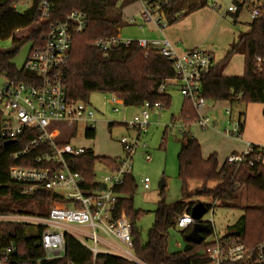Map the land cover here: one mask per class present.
Here are the masks:
<instances>
[{
	"label": "trees",
	"instance_id": "obj_1",
	"mask_svg": "<svg viewBox=\"0 0 264 264\" xmlns=\"http://www.w3.org/2000/svg\"><path fill=\"white\" fill-rule=\"evenodd\" d=\"M21 0H0V43L11 39V49L0 50V69L12 76L25 78L13 59L25 42H32V48L44 41L49 24L62 20L74 9L87 15V25L81 33L72 34L69 60L64 67L65 91L69 101H89L94 92L114 93L125 106H138L144 102L161 103L163 107L171 104V96L166 91L160 93L159 87L175 77L172 62L163 57L157 49H144L136 40L128 45L113 46L107 55L95 47L99 40L119 34L125 25L123 9L135 0H48L54 4L55 13L48 22L38 23L39 4L43 0H30V7L19 11L15 4ZM209 5V0H169L161 4L160 12L169 25L178 22L189 14ZM236 22L239 13L231 14ZM26 29L20 38L13 36L16 29ZM31 48V49H32ZM235 54L244 56V72L240 76L225 75L224 69ZM264 56V15L250 24L247 32L238 35L225 56L217 62L202 79L201 93L206 100H223L234 103H264V65L256 68V58ZM264 114V111H263ZM243 116V113H240ZM182 122L191 124L198 115L188 99L181 109ZM115 123H110L112 126ZM88 138L95 137V129L85 131ZM27 141L20 137L14 143H0V216L18 213H32L33 203L38 211L32 214L47 215L54 200L61 196L51 191L23 193L20 186L11 181L9 170L15 162L11 158L13 150ZM32 153L30 157H33ZM179 177L186 198L208 196L214 200L235 201L237 187H244L247 203L246 215L242 218L241 239L248 245L264 240V167L261 165L230 166L226 161L219 165L216 154L207 159L202 156L201 145L189 130L182 132L181 146L178 153ZM20 160V164H29ZM104 164L110 170L119 165V158L98 156L93 151H86L77 156L72 167L84 177L83 187L92 191L104 188L96 181L95 165ZM31 164V163H30ZM196 180L201 186L188 191V182ZM215 183L213 187L207 186ZM136 180L132 174L124 178L122 185L115 188L118 194L112 207V217L117 219L124 212L130 219L135 256L146 264H207V259L200 249L201 244L187 242L183 251L169 254L167 248L168 230L175 227L177 219L190 214L196 202L184 200L166 204L160 200L154 211L155 220L148 231L146 242L142 243L137 234L135 221L143 211L136 209L133 195ZM165 187V186H164ZM164 187H161L162 193ZM207 210L211 204L205 203ZM188 211V213H185ZM209 233L212 228L208 222ZM43 226L35 229L32 225L14 220H0V251L8 252L7 264H138L119 254L93 251L77 237L65 233L63 255L47 258L42 246ZM192 227L183 229L188 234ZM208 233V234H209ZM207 234L204 233V239Z\"/></svg>",
	"mask_w": 264,
	"mask_h": 264
},
{
	"label": "built area",
	"instance_id": "obj_2",
	"mask_svg": "<svg viewBox=\"0 0 264 264\" xmlns=\"http://www.w3.org/2000/svg\"><path fill=\"white\" fill-rule=\"evenodd\" d=\"M139 1L143 3V23L153 21L163 31L168 22L160 9L161 4H167L169 0ZM31 4L32 2L28 7ZM213 6L215 9L221 8L218 3ZM39 11L37 22H48L55 13L54 4L43 0L39 4ZM243 12L252 21L258 19L264 15V0H230L224 14L241 15ZM135 22L134 18L129 19V23ZM86 25V13L72 10L62 20L51 22L43 43L31 49L24 66L18 69L27 75L25 78L12 76L0 69V75L4 77L0 86V143H14L22 136L27 137V141L11 153L15 164L9 170V177L20 186L23 193L45 190L62 197L61 200L52 202L53 206L47 215L18 213L1 215L0 220L24 222L35 229L43 226L41 241L47 258L63 255L65 233L74 235L69 223H77L88 227L83 232L85 238L78 239L94 255L109 252L123 255L138 264H146L134 254L130 219L124 212L119 218L113 219L112 207L118 198L115 188L123 184L127 175L132 174V158L138 148V138L148 130L152 111L160 112L163 105L159 102H144L138 114L123 122L128 129L137 133L136 139L126 136L120 139L124 156L119 158L118 167L108 171L102 181L96 180L104 184V188L86 190L83 187L84 177L72 167V162L80 154L92 149L74 147L68 140L61 138L64 131L72 135L74 131L71 129L79 124H84L85 130L95 129L96 109L89 101H69L65 91L64 67L69 60L72 34L81 33ZM21 30L26 29H16L14 35ZM136 41L144 49H157L173 64L175 77L163 83L158 91L162 93L169 84H176L198 115L193 123L202 130L216 129V120L212 121V117L208 115L207 100L201 93L202 79L216 64L213 53L197 47L179 52L167 38ZM131 42L132 40L122 39L117 34L99 40L94 45L107 55L113 46L128 45ZM263 65L264 56H258L257 70H261ZM109 95L106 102L115 112H120L123 101L114 93ZM225 112L230 117L232 109L228 107ZM187 127L188 124L182 123L183 131ZM243 128V116L239 115L232 127L226 126L222 131L227 137L241 139ZM32 153L35 155L30 157ZM22 159L26 162L29 160V164L18 163ZM226 162L236 167L245 164L264 167V145L247 142L244 150L230 154ZM143 185L145 189L150 187L149 178L143 180ZM196 222L191 214H184L177 219L176 226L186 229ZM200 222L207 221L202 217ZM109 239L117 240L122 247ZM201 245L200 253L207 259V264H264V240L248 245L238 234L215 235L208 242L203 238ZM8 252L9 249L0 251V264H7Z\"/></svg>",
	"mask_w": 264,
	"mask_h": 264
},
{
	"label": "rangeland",
	"instance_id": "obj_3",
	"mask_svg": "<svg viewBox=\"0 0 264 264\" xmlns=\"http://www.w3.org/2000/svg\"><path fill=\"white\" fill-rule=\"evenodd\" d=\"M229 2L230 0H209L208 6L189 14L172 25L168 24L163 31H160L153 21L143 23L142 4L139 0H135L124 7L126 23L120 31V37L130 40H163L167 38L180 52L197 47L211 51L215 59L220 60L229 50L231 43L237 40L238 35L250 29L252 22L246 12H243L236 22H234L231 14L225 15ZM30 3V0H21L17 4V8L19 11H23ZM214 3L220 4L221 8L215 9ZM132 16L135 17L136 23L128 24L127 22ZM187 22H189V25L187 26L186 24L184 26L183 23ZM141 23H143L142 26H140ZM25 33L26 30H21L16 35L13 34V36L20 38ZM13 46L12 40L9 39L0 43V50L11 49ZM31 48L32 42H25L21 45L13 59V63L18 69L24 66ZM227 71L231 74L244 72V56L241 54L234 55L227 67ZM3 82L4 77L0 75V86ZM167 92L171 96L170 106L163 107L160 112L152 111L148 130L138 138V148L132 158V175L137 185L133 195V203L136 209L143 211V214L135 221L140 241L142 243L146 242L148 231L155 220L154 211L158 202L162 199H164L166 204L180 200L186 202L202 201L211 204V208L203 216V220H206L212 228V232L205 236L206 242L214 239L215 235L225 236L240 232L243 224L242 218L246 215V207L248 206L244 196V187H237L238 197L235 201H217L208 196L185 197L182 181L179 177L178 153L183 131L180 111L182 102L186 98L181 94L179 87L174 84L168 85ZM109 96V93L94 92L89 97L90 104L97 111L94 138L86 136L84 124H79L71 129L74 131L72 135L64 131L61 138L68 140L74 147L92 149L98 156L123 158L124 152L120 139L123 136L133 139L137 137V133L128 129L123 122L133 118L134 115L140 112L141 108L123 105L120 112H115L105 100ZM214 104L215 101L207 100L206 105L210 108L208 115L212 117V121L213 119L216 120V127L222 134V129L226 126L232 127L240 113H243L244 129L246 125V128L250 129L254 134L264 137V115L262 114L264 103L231 104L225 101L222 104L223 106L211 110ZM228 107L232 109L230 117L225 112ZM112 122L115 124L110 126ZM229 122H231V125ZM196 129L197 126L193 122L187 127V130L191 133H196ZM208 130H202V132ZM244 136L242 132L241 139L246 140ZM225 137L230 138L226 135ZM95 173L96 180L102 181L108 173L107 167L104 164L97 163L95 165ZM146 177L150 180L148 189H145L143 185V180ZM161 180L165 181L163 193L159 187ZM201 185L200 181L191 180L188 182V191H193ZM214 185L215 183L213 182L207 184L210 187ZM52 206L53 203L51 204ZM30 207L33 211L32 213L38 211L34 203ZM185 213H188V211ZM69 227L75 237L85 238L83 232L87 231L88 227L77 223H69ZM109 240L122 247L117 240ZM186 243L182 228L175 226L168 230L166 250L169 254L183 251ZM128 250L133 252L130 249Z\"/></svg>",
	"mask_w": 264,
	"mask_h": 264
},
{
	"label": "crops",
	"instance_id": "obj_4",
	"mask_svg": "<svg viewBox=\"0 0 264 264\" xmlns=\"http://www.w3.org/2000/svg\"><path fill=\"white\" fill-rule=\"evenodd\" d=\"M141 4H142V8H141V14H142L143 3L141 2ZM124 10L125 9H123V17H124ZM131 18L135 19L134 16H132ZM124 21H125V19H124ZM135 21H136V19H135ZM127 23L128 24H135L136 22L135 23H129V20H128ZM183 24H184V26H186V24L188 26L189 22L183 23ZM184 26H183V28H184ZM121 30H122V28H121ZM119 35H120V32H119ZM229 49H230V47H229ZM186 50H189V49H186ZM182 52H184V51H182ZM220 60H216V63L219 62ZM229 63H228V65H229ZM228 65L226 66V68L224 69V72H223L225 75H228V76H240V75L243 74V72L242 73H238V74L228 73V71H227ZM174 85H176V84H174ZM184 100L182 102V106H183ZM224 102L225 101H223V100L215 101V104L211 107L212 108L211 110H213L214 108H219L220 106H223L222 104ZM182 106H181V109H182ZM209 111H210V108L207 107V112L209 113ZM263 111H264V108H263ZM263 111H262V114H263ZM180 118H181V121H182L181 111H180ZM195 132L196 133L193 132L194 134L193 133L192 134L198 140V142L201 145V151H202L203 158L207 159L210 155L216 154V156L218 158L219 165H222L226 161L227 157L230 154L237 153V152H240V151L244 150V148H245V146H246L248 141H250V142H252L254 144H258V145H264V137H261L260 135H258L256 133L254 134L252 131H250V129L246 128V125H245V129L243 128V135H245L244 137H245L246 140H244V139H234V138L230 139V138H226L225 135L222 134L221 131L218 130L217 128L216 129H209L206 132H202L200 127L197 126V129L195 130ZM112 158H117V157H112ZM107 170L110 171V169L108 167H107Z\"/></svg>",
	"mask_w": 264,
	"mask_h": 264
},
{
	"label": "water",
	"instance_id": "obj_5",
	"mask_svg": "<svg viewBox=\"0 0 264 264\" xmlns=\"http://www.w3.org/2000/svg\"><path fill=\"white\" fill-rule=\"evenodd\" d=\"M12 141H7L5 144H11ZM165 181L161 180L159 182V187H164ZM207 212V207L204 202L198 201L196 202L192 209H191V217L195 219L197 222L193 224L191 231L185 235V240L187 242H192L194 244H201L204 238V233L208 234L209 227L207 224L201 223L200 220L204 216V214Z\"/></svg>",
	"mask_w": 264,
	"mask_h": 264
}]
</instances>
